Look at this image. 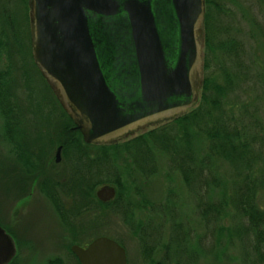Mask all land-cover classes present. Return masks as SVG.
Listing matches in <instances>:
<instances>
[{
  "label": "rangeland",
  "instance_id": "374dc122",
  "mask_svg": "<svg viewBox=\"0 0 264 264\" xmlns=\"http://www.w3.org/2000/svg\"><path fill=\"white\" fill-rule=\"evenodd\" d=\"M214 1L222 6V10L215 15L217 24L227 26L228 38L237 43L236 53L232 54L229 65L224 66L226 58L213 43L208 49L205 48L204 34L200 53L203 56L208 51V58L213 62L210 76L214 82L221 83L222 74L225 72L241 74L240 80L236 82L234 79L232 88L224 95L223 107L234 120L235 127L240 130L241 139L245 138L250 143L253 136L255 140L256 136L259 139L264 138V0ZM12 7L18 9L15 4ZM1 20L0 16V69L5 70L4 74H7L6 84L8 82L11 84L17 78L15 70H18V67L22 69L21 71H30L34 68L28 50L24 48L20 53L7 40L8 31ZM19 26L21 34V31L24 32L21 22ZM175 35L172 29V43L176 39ZM226 37L221 36L218 40ZM15 40L18 42V37ZM235 59L240 60L243 69L235 66ZM10 62L14 63V67L8 65ZM37 72L40 77L41 74ZM34 76L31 81L34 88L33 102L22 103L23 126L21 133L16 135L24 144V149L27 146L31 152L38 149V143L34 142L37 132L26 112L36 107L41 93L40 79L37 75ZM16 93L23 97L21 89ZM52 94L56 98L53 92ZM199 96L200 89L198 98ZM168 121L141 126L132 134L117 138L113 144L123 143ZM3 124L0 111V225L11 230V236L16 242V253L12 263L46 264L49 260L57 258L64 264H79L69 250L70 246L76 243L84 246L98 236H107L123 246L126 264H264V259L257 261L256 256L252 254L253 235L246 234L248 222L232 208L231 200L228 201L221 220L224 229L215 231L217 223L213 227V222L207 226L197 210L195 192L184 182L180 168L173 163L168 152L157 149L152 150L154 166L152 165L153 168L150 167L149 171V166L140 169L139 162H135L129 156L123 159L118 155L115 160H110L112 165L116 161L115 170L121 181L120 190L118 185L114 186L116 193H119L115 204L109 208L96 207L69 223H62L53 206L51 194L48 197L41 186V181L48 172L27 176L28 192L24 191L22 184L20 185V174L25 176L23 175L25 171L13 169L15 152L12 148L13 143L8 141L9 138L7 139L4 134ZM53 124L56 126V123ZM54 138H57V134ZM189 144L192 150L195 149L199 144L197 136L190 135ZM182 145L183 143L179 142L178 151L182 150ZM56 146L49 150L47 165L54 164ZM68 164L70 165L63 160L59 166L49 170L62 174ZM261 168L263 167L256 163L255 169L260 171ZM205 169L211 172L208 174L209 184L213 186L208 191L210 193L208 200L215 203L221 201L223 187L227 193V200L234 196L239 177L234 175V168L231 165L222 160L216 166ZM112 176L114 174L110 177ZM214 177L219 182L215 183ZM107 186L113 187L111 184ZM49 191L56 193L54 188ZM58 193L64 207L68 209L70 198L63 196L61 191ZM257 196L259 204L264 205V191L258 192ZM116 205L119 210L113 209ZM143 246L151 249L149 258L145 257Z\"/></svg>",
  "mask_w": 264,
  "mask_h": 264
},
{
  "label": "water",
  "instance_id": "95a60500",
  "mask_svg": "<svg viewBox=\"0 0 264 264\" xmlns=\"http://www.w3.org/2000/svg\"><path fill=\"white\" fill-rule=\"evenodd\" d=\"M28 7L33 61L85 143L112 144L197 102L204 0H28ZM114 196L111 186L96 191L101 202ZM70 250L79 264H126L125 249L106 236ZM15 253L0 226V264Z\"/></svg>",
  "mask_w": 264,
  "mask_h": 264
},
{
  "label": "trees",
  "instance_id": "16d2710c",
  "mask_svg": "<svg viewBox=\"0 0 264 264\" xmlns=\"http://www.w3.org/2000/svg\"><path fill=\"white\" fill-rule=\"evenodd\" d=\"M13 4L18 9L13 8ZM0 5L1 22L8 31L7 40L20 53L23 52L24 48L28 50L31 65L34 68L30 71H21L22 69L20 70L18 67V70H15L17 78L11 84L9 82L6 84L7 74H4L5 70L0 69V111L4 120V134L7 139L9 138L8 141L14 144H12L15 152L13 169H22L29 177L39 171V165L47 164L46 159L49 150L54 148L53 146L62 145V157L67 159L72 168L67 190L69 192L68 199L70 198L71 201L70 206L66 209L63 203L56 198L51 199L62 223H69L77 216L88 213L96 207L109 208L115 204L119 197V193L116 191L114 198L108 202L99 201L95 195L98 187L108 184L113 185V187L118 185V189H121V181L118 179L115 170L116 161L112 165L110 160H115L118 155L123 159L129 156L135 162H139L140 169H144L143 166H149V171L153 168L152 163L154 162L152 150L157 149L161 152H168L173 163L180 168L184 182L195 192L197 210L203 222L207 226L213 222V227L217 223L215 231L224 229L221 220L228 206V201L231 200L232 208L248 222L246 234L252 233L253 235L252 254L256 256L257 261L264 259V205L259 204L257 200L258 192L264 191V138L259 139L256 136L257 140H255V136H253L250 143L245 138L241 139L240 130L235 127L234 120L223 107L224 95L232 88L234 79L236 82L240 80L239 75L241 74H227L224 71L222 82H214L210 76L213 62L208 58V51H206V53L204 52L205 55L202 56L200 96L189 112L177 118L169 119L165 124H159L157 127L123 143L87 144L83 141L80 132L72 129L74 126L72 120L60 106L44 78H41V75L39 77L38 70L32 62L28 0H5L1 1ZM205 7L204 46L208 49L213 43L222 52V56L226 58L223 65H229L232 61V54L236 53L237 43L228 38L227 26L217 24L218 20L215 15L222 10V6L214 0H205ZM20 22L24 29L23 33L21 31V34H24L22 38ZM221 36L228 39L218 40ZM17 37L18 42L15 40ZM234 64L238 69H243L240 60L235 59ZM8 65L14 67L13 62ZM34 75L40 79L41 93L36 107H32L26 113L31 118L30 122H33L37 132L34 140L36 144L38 143L36 156H33V152L27 146L24 149V144L16 136L21 133L23 126L22 103L33 102L34 88L31 81L33 77L35 78ZM17 87L22 90L23 97H19L16 93L19 90ZM35 119L36 121H34ZM53 123H56V126ZM52 133L55 136L57 134V138H54ZM190 135L191 137L197 136L199 141L193 150L189 144ZM179 142L183 143L180 151L177 150ZM123 153L125 154L121 155ZM108 155L110 157H107ZM222 160L234 168V175L239 177V182L233 197L227 200V193L223 187L221 191L223 198L215 203L208 200L210 194L208 191L213 186L209 184L208 174L211 172H207L205 167L216 166ZM256 163L263 167L259 169L260 171L255 169ZM113 174L114 176L111 178L110 176ZM214 179L213 181L217 183L218 180L215 177ZM198 187L201 189L199 190ZM27 190H29V183L25 191L28 192ZM113 209L119 210V207L116 205ZM0 226L12 234L8 227L2 224ZM143 253L146 258H149L151 249L144 247ZM46 264L64 263L56 258L49 260Z\"/></svg>",
  "mask_w": 264,
  "mask_h": 264
},
{
  "label": "flooded vegetation",
  "instance_id": "af4514ba",
  "mask_svg": "<svg viewBox=\"0 0 264 264\" xmlns=\"http://www.w3.org/2000/svg\"><path fill=\"white\" fill-rule=\"evenodd\" d=\"M173 48H176V47L173 46ZM30 51H31V46H30ZM31 58H32V54H31ZM175 58H176V52H174V57L172 58V60H175ZM32 62L34 64L33 59H32ZM35 67H36V65H35ZM133 86L136 88L135 85H133ZM159 122H161V121H159ZM58 148H60V151H59V161L56 162L55 161V155H56V152H57V149ZM37 151H38V149H36V151L33 152V156H36L37 155ZM63 160L65 162H67V159L64 158V157H62V145H57L56 148H55V151H54V162H53L54 164H52V165H47L46 164L44 166H40L39 165V167H38L39 171L33 174V176H34L35 174H37L39 172L45 171L44 172L45 174H46V172H48L46 175H44L43 180L41 181V186H42L43 190L45 191V193H46V195L48 197H49V194H51L50 195V198H56V200L60 201L61 203H62V200L59 197L58 191H61V193L63 194V196H66L68 198L67 195L69 194V192L67 190L69 188V183H70V181H68V180L71 178L72 168L68 164L66 166L67 169L65 167L64 168L65 170H64V172L62 174H60V173L57 174L56 171L54 173V171L49 170V168L51 169L53 167L59 166ZM23 175H25V176H22L20 174V176H21V183H20V185L22 184L21 186H24V191H25L26 190V186L28 184L29 178L27 177L26 172ZM61 175H62V177H61ZM53 188L56 190V193H54V191L52 193L49 191V190H53ZM96 191H95V195H96ZM86 245H84L82 247H85ZM8 264H14V263H12V261H11Z\"/></svg>",
  "mask_w": 264,
  "mask_h": 264
}]
</instances>
